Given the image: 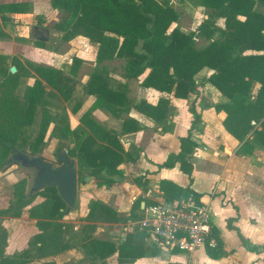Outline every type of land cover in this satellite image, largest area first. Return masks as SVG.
I'll list each match as a JSON object with an SVG mask.
<instances>
[{
	"label": "trees",
	"instance_id": "obj_1",
	"mask_svg": "<svg viewBox=\"0 0 264 264\" xmlns=\"http://www.w3.org/2000/svg\"><path fill=\"white\" fill-rule=\"evenodd\" d=\"M194 4L213 11L203 19L192 32L184 33L171 27L178 20V13L168 2L157 0H49L50 7L60 12V21L53 28L62 33V40L69 41L82 37L97 45L95 63L119 59L124 61V77L136 80L146 70L140 86L151 88L165 97H160L155 105L140 101L134 109L154 121L164 117L168 106L167 96L181 100H194L199 89L210 83L227 101L215 104L216 113L222 112L221 125L225 132L243 148L254 142L264 146V0H191ZM23 4L12 3L0 6V20L6 24L9 18L4 12L17 13ZM215 19H222L218 27ZM202 38L206 45L197 48L195 39ZM37 45L43 43L35 42ZM246 52H249L246 54ZM4 58L0 56V172L7 168L11 147L36 156L51 123H56L50 134L58 140L74 137L73 146L57 148L56 153L65 149L77 160L78 183L85 178L94 179L98 186L110 187L112 176L120 175L118 169L123 162H135V151L124 153L118 143L117 134L107 131L84 112L80 125L71 131L65 116L55 118L48 110L45 99L57 94L63 101H69L75 88L76 71L81 63L73 58L68 71L31 66L34 74L20 100L15 90L19 79L28 74V69L12 59L11 66L4 68ZM202 72H206L201 75ZM257 88L250 95L252 86ZM48 86L55 93L45 90ZM126 87L114 89L106 77L94 71L85 86L88 95L95 96L94 106L106 110L114 118L120 117L132 107ZM192 125L199 121L191 109ZM36 121L37 135L33 143L28 142L24 130ZM138 126L131 120L122 125V132H135ZM252 136L251 139H249ZM178 153L170 154L161 165L165 168L178 167L192 183V165L187 161L199 145L188 133L179 139ZM26 149L28 152H26ZM80 168V169H79ZM85 173V175H82ZM27 182L21 179L12 185V198L6 208L0 210L1 217L19 218L24 212L35 220V233L29 246L38 260L46 259L75 247V240L84 241L92 254L105 264V259L117 253L123 263L133 262L142 257L137 239L145 236L144 230L137 228L126 236L118 247L108 241L91 236L95 225L91 221L118 222L121 219L108 206L92 201L84 217L87 224L79 232L72 225L62 221L65 204L60 200L55 188L49 187L28 195ZM165 202L181 201L190 193L193 200L200 195L181 188L169 181L159 184ZM37 197L41 200L34 202ZM137 216H133L135 220ZM6 234L0 235V264H29L28 257H7L2 247ZM43 264H55L47 261Z\"/></svg>",
	"mask_w": 264,
	"mask_h": 264
},
{
	"label": "crops",
	"instance_id": "obj_2",
	"mask_svg": "<svg viewBox=\"0 0 264 264\" xmlns=\"http://www.w3.org/2000/svg\"><path fill=\"white\" fill-rule=\"evenodd\" d=\"M38 1L40 0H0V6L12 3L23 4L20 12H4V16L9 18L6 24H2L0 20V56L4 58V64L9 61L11 63L12 59L21 62L18 57L21 50L23 53V50L27 48L31 52L30 46L24 42L17 44L9 31L13 23L18 20L22 22L24 18L31 16L30 12L36 10ZM45 2L49 3V0ZM50 9L52 10L51 7ZM220 21L223 24V20L220 19ZM5 27L8 29L6 30ZM19 28L24 29V25ZM28 40L33 42L29 37ZM73 41H76L77 49L84 50L88 46L93 47V67L95 69L97 45L82 37H76ZM77 58L82 60V57ZM101 64L100 67H102ZM47 67L55 66L52 64ZM147 73L148 70L136 79L140 95L137 100L130 97L129 88L125 89L132 105L128 112L114 118L106 110L95 107L96 97L85 92L86 103L76 122L71 126L69 124L71 131L77 129L81 126L80 116L88 111L93 121L107 131L117 134L118 143L124 153L133 154L136 151L138 154L135 162L125 160L119 165L120 175L112 176L113 184L110 187L100 186L104 190H99V200L89 201V203L96 201L108 206L117 213L121 220L111 223L96 220L88 223L97 225V230L109 228L107 231L110 234V226L127 225L129 221H134V225L132 224L134 227H129L130 224L128 228H123L118 240L110 235L95 237L97 240L108 241L118 247L136 228L142 231L135 223L144 216L146 208L156 202L164 201L159 184L165 180L200 195L195 201L188 193L181 200H192L206 207L211 223L210 238L215 242V248L205 245L188 254L163 246L158 239L144 231L145 236L137 239L138 246L143 253L142 257L133 262L123 263L115 253L104 260L105 264H264V146L254 142L250 144L251 146L243 148V143L237 142L223 129L221 122L224 114L222 112L216 113L213 107L197 110V102L189 105V102L196 101L202 91L204 99L212 102L213 106L227 101L210 83H205L199 89V94L194 100H181L167 96L168 106L164 117L159 121L151 120L137 112L134 105L140 101L153 106L160 97H165L151 88L140 86ZM204 73L206 72H202L201 75ZM191 109L199 114V121L194 126ZM126 120L135 122L138 129L135 132L123 133L122 125ZM188 133L199 143L187 157V161L192 165L190 185L187 176L178 167L161 166L170 154L178 153L179 139ZM251 138L252 136L249 139ZM68 140L72 141V145L69 146L72 147L74 137L71 136ZM195 173L203 176L204 186L198 185ZM89 196L92 195L89 193ZM88 205L83 208L82 218L88 213ZM135 215L137 218L133 220L132 217ZM85 224L87 222H84ZM75 229V232L81 230L78 227ZM96 261L99 262V260Z\"/></svg>",
	"mask_w": 264,
	"mask_h": 264
},
{
	"label": "rangeland",
	"instance_id": "obj_3",
	"mask_svg": "<svg viewBox=\"0 0 264 264\" xmlns=\"http://www.w3.org/2000/svg\"><path fill=\"white\" fill-rule=\"evenodd\" d=\"M157 1L168 2L175 8L178 13V20L171 27H178L184 33L194 31L203 18L207 17L208 14L213 13L212 10L200 7L194 4V2H192L191 0ZM36 7L37 8L35 11L31 10V16L24 18L22 22L18 20L17 22L13 23L9 31L17 44H19V42H24L26 45H29L31 49V52L26 48L23 50V53L21 50V53L18 54V57L21 60L22 64L28 69V74L22 76L19 79L18 86L15 90V94L20 100H23V95L26 88L32 83L35 77L33 72L30 71L29 67H47L53 64L55 66L53 67L54 69H59L66 73L71 65L72 59L77 57H82V60L76 71V87L74 88L71 99L65 102L57 94L45 99V104L47 105L49 112L55 118H58V116H65L70 126L76 122L77 117L80 115L79 113L82 111L87 99V97L85 96V85L87 82L86 80L88 79L90 74L95 71V69L96 71L98 70L99 72H101L106 77L112 88L118 89L120 87H127L129 88L130 97H132L133 100H137V98L140 96L138 92L139 84L137 80H128L124 77V62L114 60L109 63H104L103 65L101 64L102 67H100V65H96L94 69L93 47L88 46L84 50L77 49L75 46L76 41H73L76 37L69 41H63L62 33L60 34V32L53 28L54 24L60 21V12L53 9L51 10L49 7V3H46L45 0L38 1ZM215 23L218 27L223 25L220 19H215ZM23 25L24 29L21 30L19 26ZM31 26L46 27L49 30L48 42L43 43L41 46L35 44V42H30L28 40V37L29 28ZM5 28L6 30L8 29L7 27ZM23 37L25 38L23 39ZM195 45L197 48H202L206 45V41L202 38H197L195 39ZM10 66V61L7 64L5 63L3 65L4 68H8ZM46 88L47 92L51 93V95L55 93L51 88ZM256 88L257 85L254 84L250 90V95L254 93ZM195 102H197V110H205L207 108L213 107L212 102H210L206 98L204 99L203 91L202 94H200L196 98V101L189 102V105H193V103ZM197 115L199 114L197 113ZM36 124L37 123L35 121V123L31 127L24 130V135L28 142L33 143L37 135ZM54 125H56L55 122L49 126L48 132L44 138L43 143L40 145L39 151L37 152L36 156H40L44 160L50 161L55 164V154L57 148L69 147L72 145V141L58 140L54 138L50 134V131L55 127ZM26 152H28L27 149ZM194 172L195 171H193V173ZM82 175H85V173H82ZM21 179H25L27 182V188H30L32 172L15 165L11 167L7 166V168H4L0 172V210L6 207L11 201L12 185ZM196 179L199 186H204L203 182L205 181V179H203V176L196 174ZM99 190L103 191L104 188L98 186L94 179L89 178V180L85 181V183H83V181H79L76 204L74 208L71 209L69 213H67L63 217L62 221L72 225L73 230L76 227L81 229L80 227H82L85 222L82 218L84 210L83 208L88 205L91 199L99 200ZM89 193L90 195H92L91 197L89 196ZM40 200L41 198L37 197L34 202H38ZM132 224L134 225V221H129L127 225H116V227L110 226V234L109 231H107L109 228L107 230H105L104 228L103 230H97L96 225L95 229L91 231L90 234L93 238L110 235L111 237L118 240L120 238V234L123 232V228H128V225H130L129 227L132 228L134 227ZM2 232L6 234V243L5 246L2 247L3 254L7 257L27 255L29 264H43L47 261H53L55 264H95L98 262L96 261L97 259L93 257V254L87 243L78 239H76L74 242L76 243V246L65 252L42 260H38L37 258H35L34 255L36 253L29 246V241L31 240L32 236L37 233V228L35 227V220L29 218L26 212H24L19 218L0 216V235L2 234Z\"/></svg>",
	"mask_w": 264,
	"mask_h": 264
},
{
	"label": "built area",
	"instance_id": "obj_4",
	"mask_svg": "<svg viewBox=\"0 0 264 264\" xmlns=\"http://www.w3.org/2000/svg\"><path fill=\"white\" fill-rule=\"evenodd\" d=\"M135 225L169 249L191 254L205 245L215 248L207 209L192 200L156 202L146 208Z\"/></svg>",
	"mask_w": 264,
	"mask_h": 264
},
{
	"label": "water",
	"instance_id": "obj_5",
	"mask_svg": "<svg viewBox=\"0 0 264 264\" xmlns=\"http://www.w3.org/2000/svg\"><path fill=\"white\" fill-rule=\"evenodd\" d=\"M29 39L33 42L46 43L49 40V30L46 27L31 26ZM10 73H15V67H10ZM8 167L13 165L32 172L31 186L28 195L46 188H55L60 200L65 204V214L74 208L78 188L77 160L65 150L55 154V164L40 156H30L11 147ZM89 177L85 178L88 181Z\"/></svg>",
	"mask_w": 264,
	"mask_h": 264
}]
</instances>
